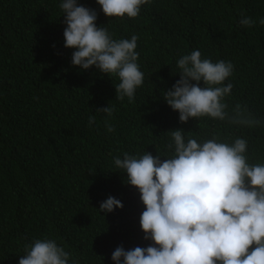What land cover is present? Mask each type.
<instances>
[{"label": "trees", "instance_id": "16d2710c", "mask_svg": "<svg viewBox=\"0 0 264 264\" xmlns=\"http://www.w3.org/2000/svg\"><path fill=\"white\" fill-rule=\"evenodd\" d=\"M61 3L0 0V264H19L36 240H54L69 264H115L116 248L152 245L140 225L139 190L114 160L171 158L173 130L199 143L243 138L248 163H264V0H151L136 18L107 17L97 0H77L114 40L138 37L144 81L132 102L116 98L118 76L72 64ZM242 14L257 23L241 26ZM194 50L232 63L227 110L246 106L258 126L207 116L180 122L163 93L180 79L177 61ZM108 106L111 117L97 111ZM110 196L123 208L102 212Z\"/></svg>", "mask_w": 264, "mask_h": 264}, {"label": "clouds", "instance_id": "9594fccd", "mask_svg": "<svg viewBox=\"0 0 264 264\" xmlns=\"http://www.w3.org/2000/svg\"><path fill=\"white\" fill-rule=\"evenodd\" d=\"M97 3L107 17L136 18L151 0ZM60 8L67 25L65 47L76 49L72 64L85 70L95 66L118 76L116 98L132 102L144 81L135 51L138 37L114 40L105 27H97L96 11L77 0H62ZM239 23L252 27L257 21L242 14ZM259 23L264 25V18ZM177 66L180 79L163 96L179 112L181 123L205 116L249 128L261 123L246 106L236 104L231 112L227 110L225 97L233 85L224 82L232 75L231 62L213 63L194 50ZM97 111L111 117L114 108ZM94 121L89 117L90 124ZM107 130L114 128L109 124ZM171 136V158L162 160L146 152L139 158L124 153L114 160L116 168L126 172L128 183L139 190L145 206L140 225L144 238L154 243L127 251L118 247L112 260L115 264H264V163H248L243 138L227 143L214 135L203 143L191 137L185 141L183 129L171 131ZM115 208L122 209L123 204L111 196L100 204L105 213ZM26 253L19 264H69L70 254L54 240H36L26 246Z\"/></svg>", "mask_w": 264, "mask_h": 264}]
</instances>
